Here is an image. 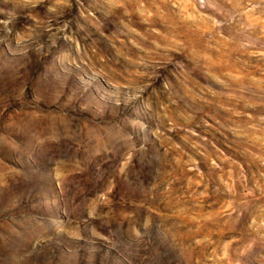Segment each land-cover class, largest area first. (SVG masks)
<instances>
[{
    "label": "rangeland",
    "instance_id": "1",
    "mask_svg": "<svg viewBox=\"0 0 264 264\" xmlns=\"http://www.w3.org/2000/svg\"><path fill=\"white\" fill-rule=\"evenodd\" d=\"M0 264H264V0H0Z\"/></svg>",
    "mask_w": 264,
    "mask_h": 264
}]
</instances>
